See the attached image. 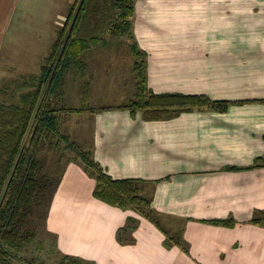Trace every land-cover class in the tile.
Instances as JSON below:
<instances>
[{
	"label": "crops",
	"instance_id": "1",
	"mask_svg": "<svg viewBox=\"0 0 264 264\" xmlns=\"http://www.w3.org/2000/svg\"><path fill=\"white\" fill-rule=\"evenodd\" d=\"M74 1L0 0V60L10 33L26 31L40 2L52 9L54 42ZM138 15L143 38L136 40L147 54L155 93L205 94L232 104L224 113L160 121L115 108L95 112L94 161L115 180L140 181L159 227L134 210L95 199L94 179L81 164L69 163L46 232L63 256L95 264H264V223L251 222L264 213V168L226 170L249 167L264 155V0H137L133 33ZM155 69L172 73L155 77ZM128 217L136 220L134 241L121 244L117 231ZM225 219L235 226L211 223Z\"/></svg>",
	"mask_w": 264,
	"mask_h": 264
},
{
	"label": "trees",
	"instance_id": "2",
	"mask_svg": "<svg viewBox=\"0 0 264 264\" xmlns=\"http://www.w3.org/2000/svg\"><path fill=\"white\" fill-rule=\"evenodd\" d=\"M136 1L75 0L65 22L56 31L40 73L22 79L11 92L1 91L6 100L0 102V264H33L26 259V251L37 234L29 219L35 207L43 204L47 196L51 200L61 179L42 173L40 153L44 148L54 149L60 157L66 150L73 153L74 161L80 163L95 181L92 194L95 199L122 210H134L158 226L150 209V200L140 195V181L113 179L94 161L90 150L82 149L61 131L64 109L57 108V102L63 96L68 72L72 70L85 78L87 65L83 58L87 51L107 47L119 38L128 40L127 47L133 58L134 93L115 109L128 111L132 117L139 114L145 120L160 121L193 111L224 113L232 104L212 101L204 95L155 93L148 86L147 54L133 36ZM88 93L87 86L85 97ZM255 168H264V155L256 158L249 167H227L226 170ZM49 201L45 203V212L49 209ZM251 222L262 225L264 213L256 214ZM211 223L235 226L233 219ZM136 227V220L128 217L126 225L117 231V241L121 244L134 241L132 233ZM165 236L166 240H172L167 234ZM176 243L183 252H188L185 243ZM166 246L170 247L167 242ZM60 264L95 263L63 256Z\"/></svg>",
	"mask_w": 264,
	"mask_h": 264
},
{
	"label": "rangeland",
	"instance_id": "3",
	"mask_svg": "<svg viewBox=\"0 0 264 264\" xmlns=\"http://www.w3.org/2000/svg\"><path fill=\"white\" fill-rule=\"evenodd\" d=\"M34 8L30 12L31 19L29 18V21L24 24L28 26L26 31L24 30L23 34L17 35V37L14 36V33H10L11 35L7 39L2 59L0 60V102L6 100L5 96L1 93L3 89L11 92L22 79L40 73L42 61L47 56L53 43L51 7L48 8L45 3L40 2ZM57 8L55 9L56 11ZM37 18L40 19L39 22L36 21ZM138 18L140 24H136L135 33H133L135 40L137 37L138 39L143 38L141 17L138 15ZM16 40V48H11V43H16ZM114 42L120 43L116 50L109 48L102 53L100 49H97L93 54L90 51L86 53L88 57L85 61L87 63L85 78L79 77L72 70L68 72L63 87V96L61 101L57 102V108L64 109L61 112L62 133L68 135L82 149L84 147L90 148L91 142H93L90 141L92 132H94V129H92V118L105 108L110 109L120 106L132 98L134 93V80L131 72L133 58L127 47L128 40L123 37L114 40ZM136 42L138 43L137 40ZM19 51H23L24 55L18 54ZM160 73L166 77L172 73V70L155 69L153 75L161 76ZM87 86L89 88V96L85 97ZM200 86L205 87L204 85ZM154 89L160 90L158 87ZM201 95L206 96L205 94ZM210 100L214 101L212 98ZM95 112H97L96 115H94ZM204 137L201 139H204ZM90 149L94 154V148ZM73 156V153L66 150L63 156L60 157L59 152L54 149L44 148L40 153L43 165L42 173L44 175H51L56 180L59 177L62 178L64 170L69 163L80 165V163L74 161ZM60 182L61 179L52 195L50 194L52 196L51 200L47 196L43 204L35 207L29 219L30 224H34L37 234L35 241H33L31 246H28L29 248L26 251V259L33 262V264H60L62 261L63 255L60 254L57 246L54 247V237L45 230L46 218ZM48 201L49 209L47 213L45 212V205ZM26 228L28 230L27 225Z\"/></svg>",
	"mask_w": 264,
	"mask_h": 264
}]
</instances>
